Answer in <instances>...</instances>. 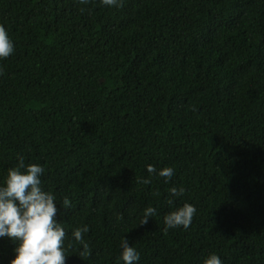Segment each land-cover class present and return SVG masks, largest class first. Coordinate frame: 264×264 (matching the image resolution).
I'll list each match as a JSON object with an SVG mask.
<instances>
[{"label":"trees","instance_id":"trees-1","mask_svg":"<svg viewBox=\"0 0 264 264\" xmlns=\"http://www.w3.org/2000/svg\"><path fill=\"white\" fill-rule=\"evenodd\" d=\"M0 25V183L44 167L65 264H123L122 238L138 264H264V0H0ZM148 165L174 175L145 184ZM173 186L197 211L165 232Z\"/></svg>","mask_w":264,"mask_h":264},{"label":"clouds","instance_id":"clouds-1","mask_svg":"<svg viewBox=\"0 0 264 264\" xmlns=\"http://www.w3.org/2000/svg\"><path fill=\"white\" fill-rule=\"evenodd\" d=\"M87 4L88 0H79ZM106 7L119 6L121 0H100ZM15 51V45L7 29L0 25V60L7 59ZM2 72V69H0ZM146 171L149 178H144L143 183H150V177L155 174L164 178L167 183L174 175L172 167L155 168L148 165ZM45 169L40 164H25L23 158L19 159L16 167L7 171L6 178L0 183V238L7 237L14 244V258L10 264H65L66 250L64 241L66 237L62 223L55 219L57 213L56 196L45 191L42 187L41 177ZM184 187H171L169 189L168 204L171 210L163 217L164 231L169 229H188L196 214V207L190 203L175 205V198L183 196ZM62 206L68 209L71 201L64 197ZM156 208L149 205L143 210L139 224L147 223L150 217L156 215ZM89 232V227L84 225L75 228L72 239L80 244L81 254L87 252L89 244L84 240L83 234ZM138 250L130 246L125 238L120 242L119 261L123 264H138L140 261ZM203 264H223L221 258L215 253H209Z\"/></svg>","mask_w":264,"mask_h":264}]
</instances>
